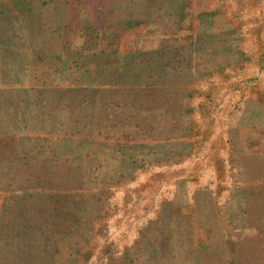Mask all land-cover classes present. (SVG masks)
Here are the masks:
<instances>
[{
	"label": "rangeland",
	"instance_id": "rangeland-1",
	"mask_svg": "<svg viewBox=\"0 0 264 264\" xmlns=\"http://www.w3.org/2000/svg\"><path fill=\"white\" fill-rule=\"evenodd\" d=\"M110 1L0 0V264H264V0Z\"/></svg>",
	"mask_w": 264,
	"mask_h": 264
},
{
	"label": "crops",
	"instance_id": "crops-1",
	"mask_svg": "<svg viewBox=\"0 0 264 264\" xmlns=\"http://www.w3.org/2000/svg\"><path fill=\"white\" fill-rule=\"evenodd\" d=\"M110 2L118 3L127 24L157 27L156 29L170 25L181 27L195 25L199 16L209 15V9L204 10L201 6L206 4L202 0H111Z\"/></svg>",
	"mask_w": 264,
	"mask_h": 264
}]
</instances>
